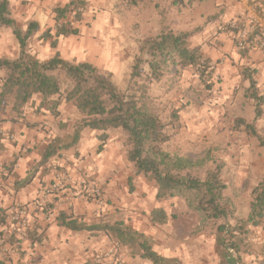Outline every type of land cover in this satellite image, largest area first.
Returning a JSON list of instances; mask_svg holds the SVG:
<instances>
[{"label":"crops","instance_id":"0c3cea01","mask_svg":"<svg viewBox=\"0 0 264 264\" xmlns=\"http://www.w3.org/2000/svg\"><path fill=\"white\" fill-rule=\"evenodd\" d=\"M68 2L69 0H11L12 15L21 28L26 29L31 20L39 24L38 32L28 41V50L32 54L40 59H48L58 51L67 61L76 58L78 61L87 60L111 72L123 70L126 65L133 63L140 47L133 42L122 41L116 15L107 17L98 13L90 17V12L83 13L80 22L75 24L79 29L77 36L60 35L51 38L44 35V31L51 27L52 33H55L54 7L64 6ZM184 2L189 11L193 8V15L188 22L175 25L177 28L192 29L201 22L203 24L209 16L217 15L214 22L198 33L197 41L201 42L195 43L214 60L219 54L207 48L199 37L203 38L206 33L209 35L212 32L207 38H220L223 32L216 28V24L244 18L251 8L249 0ZM107 18L109 28L106 27ZM54 39L57 42L56 48L51 46ZM250 52L263 53L259 50ZM19 54L20 46L13 31L1 27L0 57L16 58ZM257 69V77H254L257 83L259 81L262 84L264 65ZM2 75L3 71L0 70V77ZM42 100L40 95H34L23 114L15 118H12L8 105L0 111V116L4 118L0 121V167L14 161L10 171L0 176V209L7 214L6 224L0 225V232L7 226L10 213L20 206H25L28 210L30 228L28 238L19 241L18 247H10L5 243L7 249H13L4 252V248H0V264H91L98 254L104 255L106 261L103 264H152L141 253L130 254L131 246L121 244L109 230L70 229L58 223V216L63 213L72 215L79 224L85 226L118 221L128 224L127 214L132 213L131 198L127 193V175L117 171L119 163L122 164L124 159L123 139L111 134L99 149L101 142L98 131L85 128L79 141L67 147L69 140L67 143L65 141L72 134V119L69 118L75 116V109L67 111L66 100L59 97L50 102L42 103ZM68 120L69 124L65 127ZM107 132L110 133V130ZM52 148L55 154L42 162L43 153ZM61 174H66L70 180L61 181ZM82 177L93 179L103 187V204L84 201L80 197L73 199L74 207L71 209L62 203V199L69 195V185L74 186ZM139 205L140 203L136 207ZM247 229L249 239L245 248L250 253H241L242 262L264 264V218L261 224ZM198 246H179L176 248L177 254L168 246L158 250L154 246L153 248L168 259H179L180 263L203 264L200 260L196 262V256L199 255L207 259L206 263L212 264L214 251L207 244L201 245L200 249ZM232 259L226 250L222 264H233Z\"/></svg>","mask_w":264,"mask_h":264},{"label":"trees","instance_id":"16d2710c","mask_svg":"<svg viewBox=\"0 0 264 264\" xmlns=\"http://www.w3.org/2000/svg\"><path fill=\"white\" fill-rule=\"evenodd\" d=\"M142 1L128 0L134 6ZM184 1L172 0L173 4ZM253 1L259 9H264V0ZM87 7V0H69L64 6L54 7L55 33H52L51 27L43 34L51 38L79 34L75 24L80 22ZM159 12L161 15L162 11ZM213 18L216 16L207 19V22H211ZM1 27L13 31L20 46V54L16 58L0 57V70L3 71L0 78V111L10 105L12 118H15L23 114L36 94L42 97V103L50 102L55 95L60 97L64 86L56 72L63 70L67 80V86L64 87L65 100L72 102L80 115L74 123L72 139L66 146L75 145L82 131L91 128L99 132L101 149L107 130L121 128L126 134L127 158L134 163L137 174H142L155 183L156 200L160 202L181 197L191 210L207 218H224L225 222L218 226L219 243L231 254L233 264H245L241 253L247 247V227L261 224L264 218V171L261 180L251 190L247 215L232 225L228 218L233 211L229 209L230 202L225 193L227 183L222 177L221 163L210 152L201 158L192 159L165 149L164 145L172 139L174 133L168 130L169 123L157 112L149 91L152 82L161 81L166 76L175 77L180 72L179 68L186 66L195 69L207 88L214 85L210 57L193 44V37L202 30V26L176 29L161 20L156 31L141 42L140 54L135 57L124 92L118 88L111 72L102 70L87 60L67 61L58 51L48 59H40L32 54L28 50V41L38 32L39 24L31 20L26 29L21 28L12 15L11 0H0ZM227 30L237 32L232 27H227ZM51 46L56 48V39L51 41ZM240 53L247 55L248 48L241 49ZM143 65H147V70ZM244 76L249 81V96L255 101V116L250 122L244 119L236 122L237 125L244 124L247 133L256 138L264 149V135L256 126V121L263 112L264 97L260 93L253 70L244 71ZM3 119L0 116V121ZM54 154L53 148L46 150L41 161L48 160ZM13 162L4 163L7 173ZM208 162H212L213 166L206 167ZM6 218V211L0 209V225L6 224ZM149 219L153 224H166L169 214L163 207H155ZM58 223L70 229L109 230L121 244L137 245L141 256L152 264H182L178 260L164 257L153 248L145 233L124 221L85 226L79 224L72 215L60 213Z\"/></svg>","mask_w":264,"mask_h":264},{"label":"rangeland","instance_id":"374dc122","mask_svg":"<svg viewBox=\"0 0 264 264\" xmlns=\"http://www.w3.org/2000/svg\"><path fill=\"white\" fill-rule=\"evenodd\" d=\"M249 1L251 8L244 18L231 19L227 23L216 24L217 27H215L223 32L220 38H207L210 34L212 35V32L209 35L206 33L203 38L202 36L199 37L204 41L203 44L207 45V48L219 54L215 60L210 57V64L214 70V85L211 88H207L201 82L194 68L186 66L180 67V72L175 77L166 76L161 81L152 82L149 89L157 112L169 123L168 130L174 133L164 148L172 153L188 156L192 159L201 158L210 152L212 157L221 163L223 167L222 177L227 183L225 193L230 202L229 209L233 211V214L228 218L232 225L247 215L251 190L261 180L264 171V149L259 145L256 138L247 133L244 124L237 125L236 122L238 119L250 122L255 116V101L247 91L249 81L245 78L244 71L253 70L257 77L259 70L257 67L264 65V49L252 46L248 48L247 55H242L240 50L243 48L236 45L241 39L236 32L232 31L230 34L231 31L227 30V27H231L230 23L244 21L250 34L253 33V30L256 29V23L260 21V16L257 3L253 0ZM88 3L89 6L83 13L90 12V17L98 13L105 14L107 17L116 15L118 27L122 33V41L133 42L139 47L146 37L156 31L161 20L166 21L171 27L179 29L175 25L188 22L193 15V8L189 11L187 3L173 4L172 0H143L136 6L130 4L128 0H88ZM159 11H162V17ZM214 16L217 15L209 16L207 19ZM207 19L203 24L201 22L195 26H202L200 32L215 20L213 18L211 22H207ZM106 23V27L109 28L108 18ZM197 39L198 34L193 38L194 45H196ZM196 46L201 49L200 45ZM251 50H259L263 53L252 52L250 54ZM138 54H140V49ZM204 54L209 57L206 53ZM136 55L132 64L135 62ZM121 56L118 55V57ZM75 60L78 62L77 58L73 61ZM132 64L126 65L125 69L118 72L99 68L111 72L118 88L124 92L129 82ZM143 66L147 70V65ZM56 73L60 76L63 86H67L64 71L59 70ZM64 87L60 97L55 95L51 99H56V97L65 99ZM258 87L264 97V81L262 84L258 81ZM65 107L67 111L75 109V116L69 118L72 119L73 131L74 123L80 118V115L72 102L66 101ZM262 111L261 117L256 121V126L259 132L264 135V102ZM57 112L56 109L55 113ZM173 121L174 124H171ZM68 124L69 120L65 123V127ZM111 134L121 140L123 139L122 154L124 159L122 164L119 163L117 171L127 175V193L128 197L131 198L132 207L130 210L132 213L127 214L128 225L145 233L157 250L168 246L167 248L174 249L173 251L177 254L176 248L179 246L193 247L196 244L199 245L198 249H200L201 245L207 244L209 249L214 251L212 264H222V259L226 257V249L219 243L218 226L224 223L225 219L207 218L191 210L181 197L157 201L155 183L144 175L137 174L134 163L127 158L125 132L121 128L110 129V133L107 132L106 140ZM71 139L72 134H69L65 142L67 143L68 140L70 142ZM209 166H213L212 162L207 163L206 167ZM83 178L89 179L87 177L81 179ZM71 188L69 185V189ZM72 190H75V187ZM80 198L84 201H92L83 197ZM138 203H140L139 209L136 207ZM155 207H163L169 214V220L166 224H153L150 221L149 213ZM0 233L2 239L8 234L5 242L0 243V248H4V252L13 249L10 247H15V243H18L19 246V241L28 238V235L18 238L10 234L6 228ZM5 243L10 246L8 249ZM244 251H246L244 254L250 253L247 252L248 248H244ZM129 252L135 255L140 254L137 245L131 246ZM196 259V262L200 260L203 264H209L206 263L207 259L203 256L197 255ZM105 261L102 260L99 263L94 259L91 264H103ZM182 264L185 263L182 262Z\"/></svg>","mask_w":264,"mask_h":264},{"label":"built area","instance_id":"2783aa9c","mask_svg":"<svg viewBox=\"0 0 264 264\" xmlns=\"http://www.w3.org/2000/svg\"><path fill=\"white\" fill-rule=\"evenodd\" d=\"M82 10V9H80ZM259 20L256 23V29L253 30V33L250 34L248 30V26L243 21L241 23H230V26L234 29H237V36L241 39L239 40V46L241 48H249L252 46H258L264 49V9H259ZM6 173V169L4 165L0 167V176ZM61 181H68L70 177L66 174H61ZM69 189V195L65 196V199H62V203H65L68 208H73L74 203L73 199L75 197H83L86 200H92L97 204H103L105 202V192L103 187L96 181L89 180L86 178L80 179L76 182L74 186ZM75 187V190H72ZM68 197V198H67ZM28 210L25 206H20L17 209L13 210L10 213L9 221L7 226L5 227L10 234L15 235L18 238L29 235V221L27 220ZM1 236V235H0ZM8 238V234H6L3 239L0 237V243L5 242ZM2 244V243H1ZM18 247V243H15ZM95 260L99 263L104 260V255L98 254L95 256Z\"/></svg>","mask_w":264,"mask_h":264}]
</instances>
